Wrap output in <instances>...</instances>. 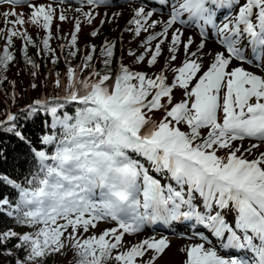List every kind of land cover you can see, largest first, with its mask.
<instances>
[{"label":"snow or ice","instance_id":"snow-or-ice-1","mask_svg":"<svg viewBox=\"0 0 264 264\" xmlns=\"http://www.w3.org/2000/svg\"><path fill=\"white\" fill-rule=\"evenodd\" d=\"M74 2L0 0L11 5L0 12V85L14 38L35 78L29 46L59 65L54 21L79 14L69 36H55L66 41L55 94L0 119L30 164L0 171V217L25 229L0 227V256L160 264L173 246L160 229H179L190 233L181 264H264V0H131L122 31L138 44L127 50L122 36L82 50L83 23L103 15L102 28L123 13ZM28 24L45 31L42 46Z\"/></svg>","mask_w":264,"mask_h":264},{"label":"trees","instance_id":"trees-1","mask_svg":"<svg viewBox=\"0 0 264 264\" xmlns=\"http://www.w3.org/2000/svg\"><path fill=\"white\" fill-rule=\"evenodd\" d=\"M70 33H54V39L51 44L57 50V55L60 56L59 65H54L51 63L47 54L37 55L39 49L32 48L29 46V54L32 58L40 64V68L37 70V77L33 78L31 76L30 68L25 64L23 60L22 53V40L19 38L17 42L14 43V47L11 49L16 54L17 60L10 65L9 71L6 73L8 80L4 84L0 85V119H4V113L8 110L16 113L23 107H25L29 102L40 95H53L57 91L54 86V80L56 78L57 72H63L66 68V63L64 60L65 52L60 50V45L66 43L64 40L56 39L55 36H69ZM32 35V34H31ZM37 44H41L42 39L45 35L37 34L32 35ZM3 40L0 39V50H2ZM79 47L83 50L88 45L83 44V41H78ZM83 51L81 52V56ZM79 63V59L75 61ZM15 81V87H13L12 82ZM36 83L40 87L38 89H32L31 84ZM16 93V100L11 99L12 93ZM25 125L31 127L29 122H25ZM35 130V129H33ZM25 146L11 134L0 133V171H6L8 173H14L19 175L22 171H25L30 164H24V161L28 159L26 155ZM0 227L7 228H19L10 218L0 217ZM11 258H9L6 253L0 256V264H10ZM54 264H74L73 259L64 260L60 257L54 261Z\"/></svg>","mask_w":264,"mask_h":264},{"label":"rangeland","instance_id":"rangeland-1","mask_svg":"<svg viewBox=\"0 0 264 264\" xmlns=\"http://www.w3.org/2000/svg\"><path fill=\"white\" fill-rule=\"evenodd\" d=\"M44 2H53V0H44ZM117 3L123 4V5H128V4H131V0H129V1L128 0H124V2H122L121 0H117ZM109 5H112V4H109ZM75 6H76V4H75V2L73 0V3L70 5V7L72 9H74ZM102 8H105V7H102ZM102 8L99 9L98 11H101V13H104L102 11ZM10 9H11V5H9L7 3H5L3 6H0V12L7 11V10H10ZM16 10L20 11V12H26V9H24V8H17ZM67 15L69 16V20L68 21L60 22L58 19L54 21L53 33H58V32L71 33L74 30V21L71 18L73 16L79 15V14L75 13L74 11H68ZM102 18H103V15L98 16L92 25H88L86 22L82 24V31L79 34V40L83 41V44L90 45V44L94 43V44H96L98 46L101 44V41L103 39L102 35L93 38V37H91L89 35V33L92 30L96 29V28H101L100 21H101ZM81 19H83V18L81 17ZM106 24L107 23H105L102 26L101 30L105 27ZM3 27H4V19H3L2 16H0V28H3ZM24 27H26L28 29L29 33L32 34V35H37L38 33L41 34V35H46V33H45V31L43 29H40V28H38L36 26H32L31 24L25 25ZM21 30H23V29H21ZM111 31L114 32L113 29ZM123 38L127 41V43L129 45H131L130 48H133V47L137 46V44H138V41L132 36L131 32H128V33H124L123 32ZM17 39L18 38H14V43L17 42ZM110 39L118 40V38H110ZM4 43L5 42H3V46H4ZM118 47L121 48L120 47V43L118 44ZM261 150H264V146H262ZM14 229H16L17 231H24L25 230V229H22V228H14ZM160 230L163 232V234L169 236V238L172 240V244L181 243V245H180V247H181L183 244L189 242L186 239H184V237L186 235L190 234V233H188L186 231L185 232H179V229H170L172 231H169V232L167 230H165V229H160ZM177 231H178V233H174V232H177ZM69 258L73 259L72 253H69L66 258H62V259L67 261V259H69ZM182 260H183V255L179 251V254H178L177 258L169 260L166 257L164 260H162L160 262V264H181Z\"/></svg>","mask_w":264,"mask_h":264},{"label":"bare ground","instance_id":"bare-ground-1","mask_svg":"<svg viewBox=\"0 0 264 264\" xmlns=\"http://www.w3.org/2000/svg\"><path fill=\"white\" fill-rule=\"evenodd\" d=\"M110 5L109 7L102 8V11L105 13H113V12H122L123 15L118 19H110V22H108L105 27L101 30L102 38H119L120 36L123 37V28L127 27L126 20L128 19L130 15V4L123 5L120 3H117V0H108ZM115 24V25H114ZM114 30L112 32L111 30ZM131 45L127 43V41L123 38V41L120 43V47L123 50H127V48H130ZM172 249L168 253L167 258L169 260L175 259L178 257L179 254V248L181 243L178 244H172Z\"/></svg>","mask_w":264,"mask_h":264}]
</instances>
